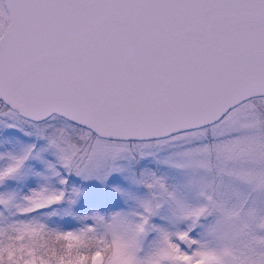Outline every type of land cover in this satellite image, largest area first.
<instances>
[{"label": "snow or ice", "instance_id": "snow-or-ice-1", "mask_svg": "<svg viewBox=\"0 0 264 264\" xmlns=\"http://www.w3.org/2000/svg\"><path fill=\"white\" fill-rule=\"evenodd\" d=\"M0 264H264V0H0Z\"/></svg>", "mask_w": 264, "mask_h": 264}]
</instances>
